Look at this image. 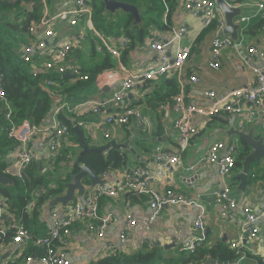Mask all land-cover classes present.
I'll return each instance as SVG.
<instances>
[{
	"label": "crops",
	"instance_id": "crops-1",
	"mask_svg": "<svg viewBox=\"0 0 264 264\" xmlns=\"http://www.w3.org/2000/svg\"><path fill=\"white\" fill-rule=\"evenodd\" d=\"M145 1L139 0L137 4H125L136 6L140 15ZM175 1L176 5L168 20L166 19L167 11L165 9L161 20V28H150L140 42L132 43L128 49L124 50L119 60L110 58L114 63V67L109 72L117 74L118 81L116 84L99 90L94 79L97 74L103 71L100 70L94 76L90 85L74 93L76 96H71L69 93L73 90V86L78 85L79 82L84 83V80H71L70 78V82L61 84L66 88V95L57 93L56 108L61 107L62 111L72 114L73 117L71 119H75L74 114L79 116L77 119L86 124V127H74V132L75 128H79L82 131L84 142L88 147L97 149L108 147L106 150L100 152L106 155L109 149H116L112 145L123 146L120 149H116L123 156L122 165L118 170L106 172L107 175L104 180L106 183H117L120 179L119 174L124 171L138 167L154 168L156 163L153 155L156 151H166L172 154L178 151L177 134L171 127V120L176 118V115L173 113V99L158 105L156 108L149 104V95L152 94L157 83H163V77L158 78V80L155 79L156 81L152 80L154 82L150 84L141 83L137 85L124 99L123 103L112 104L109 106V109L103 110V108L99 113H93L87 108L79 107L84 102L103 103L106 100H110L124 77V70L136 71L151 65L154 61L152 58L154 52L149 46L151 41L157 39L161 42H168L175 30L180 27L187 28L185 37L181 38L178 44L173 43L166 50L172 54L179 46L190 47V57L184 65V71L186 74L195 75L198 78V82L194 85L186 84L184 93L186 100L196 105L205 106L208 104L205 93L209 91H214L217 96L221 97L233 89H254L255 76L253 69H264V58H259L258 55L250 56L248 53L251 47L258 51H264V0L231 1L234 8L240 10V15L234 18V23L241 24V27L237 33L236 41L232 40L229 35L224 34L223 29V36L229 37L232 44L221 50L219 69H212L208 66L211 41L214 37L213 30L201 37L204 29H206L202 25V22L183 11V0ZM259 4H263L262 9L258 7ZM65 8V0H45V7L42 6V14H45L46 18L51 19ZM104 11L105 13L103 14L107 15L105 17L106 24L112 23L121 14H128L131 16V28H137L140 31L145 25L142 18L136 25L133 24V16L121 10H117L114 14L106 11L105 8ZM221 17L223 18V14H221ZM242 19L245 20L242 21ZM91 22L93 27L106 35L107 38L117 39L119 37H127L125 34L107 35L98 28L100 23L98 21L95 22L93 17ZM225 24L224 19L223 28H225ZM54 27L59 32V39L68 38L71 33H79L85 36V39L79 43V46L74 48L69 54L67 62L79 66L80 69L86 68L83 64H88L92 59L90 58L88 46L95 52L94 38L86 25L81 24L79 28L70 31L66 28L64 22L57 19ZM103 56L105 54H99V58ZM86 58L89 59L81 65L80 62ZM56 86L58 87L57 83ZM123 105L138 109L150 121L151 128L144 130L141 127H137L134 124V120L120 128L105 125V115L121 110ZM160 106L166 107L170 116L169 120L161 117V113L159 112ZM71 108H73L72 112L70 111ZM245 109L247 112L253 110L254 115L251 119H249ZM243 110L242 113L236 115L222 113L213 116L210 120L197 119L194 125L200 126L199 133L191 138L188 147L181 154L180 163L172 168L168 167L163 171L161 178L149 182V188L156 193H162L170 189L188 199L199 198V203L204 207V222L206 225V241L203 246L223 245L234 250L236 254L237 251H242L244 254L234 262L206 261L215 262V264H264V216L257 221V228L259 229L258 237L254 241L247 239L245 243L238 245L241 235H246L244 234V215L241 210L236 208L231 211V218L226 219L222 217V207L217 203L215 198V194L224 185H228L231 190L230 197L236 203L246 206L255 212H259L264 207V167L260 169L256 163H252L244 189L239 188L240 180L237 178V175L241 173L242 162L250 149L236 134L237 132H242L246 136L250 134L253 140L264 138V106L257 109L252 104L245 103ZM106 130L110 133L109 138L103 137V133ZM77 139L76 132L75 136L68 134L61 139L59 154L62 152L69 154L66 156V159L69 161L64 163H52L50 161L47 152L48 142L45 136H36L27 144V150L33 155L34 161L38 164L39 176L50 174L49 181H53L51 183L52 187L59 182H64L69 176L70 178L66 183L72 181L71 177L74 175L71 172L72 165L75 161L77 163V158L82 152V147ZM217 140L230 142L235 146L233 158L235 163H237L230 174L226 178H221L217 166L213 164L208 166L198 165L195 170H189L188 166L203 159L208 153L209 146ZM13 154L14 145L2 160L6 163L7 168L5 170H7V175L10 176V178H6L10 180L15 178L16 172ZM40 165L42 166L41 168ZM101 176L98 177L101 179ZM83 179L81 182L87 193L90 189L88 187L92 186L90 182L84 184ZM12 186L7 185L4 187L10 188ZM64 193L65 189L61 195ZM129 194L131 193H121L117 198L104 197L100 200L99 212L104 216L109 214L113 219V223L109 224L103 239L97 240L90 237L85 232L83 223L74 224L62 234V248L67 253H70L71 264H90L104 257L106 254L105 246L110 243L117 244L118 234L126 227L124 219L125 212L128 210L131 211L137 220V227L134 230L133 236L123 248L136 250L142 244L147 243L148 245L158 246L165 252L170 251L172 254L178 252L183 241L192 233V224L199 210L195 207H163L156 221L146 228L147 218L151 213L147 205V198L140 196L133 201L130 197H127L131 196ZM77 198L82 199L83 197L75 193L74 200ZM0 203L3 205L2 209L6 215L5 219L1 220L2 226L8 228L11 222L20 220L19 215L8 207L6 210V204L2 198H0ZM33 206L39 210L31 219L29 238L23 244L9 243L8 245H3L0 248V264H26V260L29 258H31L29 264H39L37 256L32 254L24 259L23 254L26 250L37 248L33 244V240L48 233L51 223V211L53 208L59 207V205L50 208L47 202L38 207L36 201H33ZM231 244H236L237 246L232 248ZM172 245L174 247L171 248ZM165 246L167 247L165 248Z\"/></svg>",
	"mask_w": 264,
	"mask_h": 264
},
{
	"label": "built area",
	"instance_id": "built-area-1",
	"mask_svg": "<svg viewBox=\"0 0 264 264\" xmlns=\"http://www.w3.org/2000/svg\"><path fill=\"white\" fill-rule=\"evenodd\" d=\"M41 5L45 7V0H39ZM230 8H234L231 1L223 0ZM217 0H183V11L190 14L194 18L200 20L204 28L214 24V37L211 41L210 61L208 66L212 69L220 68V53L225 47L232 44L229 37L223 36L224 17H221V11L217 6ZM66 8L59 12L57 16L49 19L42 14L38 22L33 23L28 29V43L21 46V59L26 63L32 64L34 75L43 74L50 70L56 75L63 77L67 72L71 75V79L86 80L87 76L80 74V67L67 62L69 54L79 43L85 39L83 34L71 33L68 38L59 39V32L55 29L54 24L57 19L65 23L66 28L70 31L77 29L81 24H85L94 38V50L96 53L105 54L112 58L120 59L124 50L130 46L127 37L107 38L106 35L96 30L91 22L93 17V0H65ZM260 9L263 4H259ZM167 11V9H166ZM245 19H242V21ZM54 22V23H53ZM187 33L186 27H180L173 32L172 38L168 42H161L157 39L150 42L149 46L154 52L153 62L148 67L140 68L136 71L124 70V77L119 87L115 89L110 100L103 103L84 102L79 107H84L93 113H99L109 109L112 104L123 103L128 94L134 88L146 81H152L158 78H173L177 85V94L173 102V113L176 115L171 120V127L177 134V148L175 154L166 151H156L153 155L156 166L154 168L138 167L119 174L117 183L110 184L104 182L102 185H95L90 188L81 198L73 200L65 207L59 205L51 211V223L48 233L33 240V244L41 249L42 254L37 257L39 264H71L70 253L62 248V234L70 229L76 223H83L85 232L92 238L101 240L104 238L109 224L113 223L111 215H102L99 212V202L104 197L117 198L121 193H132L136 196H145L147 205L151 213L147 218L146 228L156 221L161 209L164 206H180L185 208L195 207L199 210L192 224V233L183 241L179 248L180 252L193 254L198 248L203 246L206 241V225L204 222V207L199 203V198L188 199L183 195L176 193L170 189L156 193L149 188V182L159 179L163 175V171L168 167L176 166L180 163L181 154L188 147L191 138L199 133L200 126H195L197 119L210 120L218 114L236 115L242 113L245 103L252 104L254 108L264 106V69H253L255 76V88H238L227 92L223 96H217L214 91L205 93L208 104L205 106L196 105L186 100L184 88L186 84L194 85L198 82V78L193 74H186L184 65L190 57V47L179 46L169 53L166 49L173 43L178 44L181 38ZM250 56L258 55L264 58V51H258L255 48H249ZM36 62V64H34ZM123 69V68H122ZM69 70V71H67ZM111 70H103L96 75L94 82L99 90L109 88L117 83V74L109 72ZM54 82L56 86V81ZM53 82H47L53 84ZM46 84V85H48ZM3 91L0 88V100H4ZM6 120L10 122L7 131L8 138L14 142V166L16 168L15 177L22 178V171L34 160L33 155L27 150V144L36 136L42 135L47 138L48 158L51 162L59 156V145L62 138L69 134L68 128L57 120V114L62 110L61 107L55 108L54 113L47 118L45 122L40 124H30L23 122L16 125L11 121V110L7 107ZM73 108L70 109L72 112ZM159 112L161 117L169 120L170 116L166 107L160 106ZM246 114L249 119L254 115L253 110ZM134 120V124L142 129H150L151 123L142 113L131 106L123 105L121 110L112 114L105 115L104 124L110 127H122L128 125ZM73 127H86L81 121L71 119ZM204 124V123H203ZM104 138H109L110 133L106 130L103 133ZM235 146L226 141L217 140L209 146L207 155L197 163L188 166L189 170H195L198 165L208 166L216 165L221 178H226L235 167L233 155ZM107 173H103L102 180H105ZM230 187L224 185L222 189L215 194L217 203L222 207V217L231 218V211L239 209L244 215V234L241 235L239 244L242 245L246 240L254 241L259 234L257 221L264 216V207L255 212L250 208L236 203L230 197ZM44 192V190H40ZM86 193V194H85ZM3 205L0 203V217ZM26 209L32 208V203H27ZM126 227L118 234L117 244H107L105 253H112L116 248H123L127 241L133 236L137 227V220L131 211L125 212ZM12 230L14 233L11 244H23L30 233L19 221L10 223L8 228L2 226L0 218V238L6 236V231ZM150 246H154L149 244ZM236 244H231L235 248ZM31 262V258L26 260V264Z\"/></svg>",
	"mask_w": 264,
	"mask_h": 264
},
{
	"label": "trees",
	"instance_id": "trees-1",
	"mask_svg": "<svg viewBox=\"0 0 264 264\" xmlns=\"http://www.w3.org/2000/svg\"><path fill=\"white\" fill-rule=\"evenodd\" d=\"M112 1L137 4L139 0ZM175 5V0H146L140 11L141 18L145 22L143 29L140 31L137 28L130 27L131 16L128 14H121L112 23L106 24L105 17L107 15L103 14L105 11L101 0H93V19L95 22L100 23L98 28L107 35L125 34L131 46L132 43L140 42L150 28H161V20L165 9L168 7L166 15L168 20ZM41 16L42 5L39 0H0V88L4 94V100H0V175L3 177L10 178L6 173L7 170H5L7 165L2 160L9 149L15 145L7 135L10 122L6 120V108L8 107L11 110V121L18 126L23 122L30 124L45 122L55 111L57 93L66 95V88L61 84L75 80L74 78L70 80V78L60 77V75L51 72L53 70L33 75L30 65L20 58L22 44L28 43V29L33 23L38 22ZM213 28L214 24H211L204 29L201 37L212 31ZM110 58L108 55L98 57L96 60L92 58L89 67L80 69V74L87 76V79L83 81L84 83L79 82L78 85L73 86V90L69 94L76 96L74 93L90 85V82L100 70L113 69L114 63ZM51 80H55L58 87ZM154 81L144 83L150 84ZM47 82H53V84ZM176 94L177 85L174 79L163 77V83H157L152 94L149 95V104L156 108L171 99L174 102ZM74 116L78 120L77 117L79 116L75 114ZM72 117V114L62 110L57 114V120L68 128L69 134L75 136L71 122ZM67 155H69L67 152L60 153V156L52 163L69 161L66 159ZM122 162L123 156L116 149H109L106 155L98 151L84 152L81 155L80 162L76 163L75 161L73 163L71 172L72 174L78 173L80 166L84 165L90 168L96 176H101L109 170H118ZM39 174L38 164L32 160L22 171L21 179L17 177L12 179L14 182L12 187L7 188L0 185V198L5 201L6 210L9 208L18 214L20 221L29 233L31 232V219L39 209L33 206L28 210L25 208L26 204L36 201V205L41 207L45 203H49L51 198L61 195L65 189L66 181L70 178L69 176L64 182H59L52 187L51 183L53 181H49L50 174L43 176H39ZM89 182L88 177L83 179L84 184ZM41 189L44 190L43 193L40 192ZM129 195L131 196L127 197H130L133 201L139 197L132 193ZM13 236V231L7 230L6 236L0 238V248L11 243ZM32 254L38 257L42 254V251L39 248L26 250L23 258L26 259ZM241 255H244L242 251H237L236 254L234 250L223 245L208 247L204 245L193 254H187L179 250L172 254L170 251L165 252L158 246H150L145 243L136 250L116 248L112 253H107L104 257L90 264H204L207 260L228 263L234 262Z\"/></svg>",
	"mask_w": 264,
	"mask_h": 264
},
{
	"label": "water",
	"instance_id": "water-1",
	"mask_svg": "<svg viewBox=\"0 0 264 264\" xmlns=\"http://www.w3.org/2000/svg\"><path fill=\"white\" fill-rule=\"evenodd\" d=\"M104 4V8L106 11L114 14L117 10H121L124 13H129L133 16V24L136 25L141 19L138 8L134 5L125 4L119 1H112V0H101ZM217 6L219 7L221 13L223 14V17L225 19V28H224V34L229 35L232 40L236 41L238 36V31L240 29L241 24L234 23V18L240 15V10L238 8H230L226 5V3L223 0H217ZM72 76L68 73L63 76V78H71ZM75 132L78 136V142L80 146L82 147V152L79 154L77 158V163L80 162V158L82 153L84 152H90V151H99L102 152L106 150L108 147L97 149V148H90L86 145L84 142L82 131L79 128H75ZM241 140L248 146L250 149L248 154L244 157V160L242 162V171L237 175V178L240 180L239 188L244 189V186L247 183V176L250 171V165L252 163H256L260 169L264 167V138H259L258 140H253L252 136L249 135H243L242 132L236 133ZM112 147L116 149H120L123 146H116L112 145ZM42 166L40 165V168ZM264 174V172H263ZM84 177H88L90 179L91 186L95 185H102L104 184V180L100 179L98 176L94 174L90 170V168L82 165L80 166V170L78 173L72 175L71 182L65 184V193L61 196L54 197L52 200L49 201L48 205L50 208L61 205L62 207H65L68 203H71L74 200L75 193H78L79 196H82L84 194V186L82 184V179ZM13 181L3 177L0 175V185L1 186H7V185H13ZM166 207V206H164ZM5 213L4 210H1V220L5 219ZM167 246H165L166 248ZM174 247V245L171 246V248ZM205 264H215V262H206ZM219 264V263H217Z\"/></svg>",
	"mask_w": 264,
	"mask_h": 264
},
{
	"label": "rangeland",
	"instance_id": "rangeland-1",
	"mask_svg": "<svg viewBox=\"0 0 264 264\" xmlns=\"http://www.w3.org/2000/svg\"><path fill=\"white\" fill-rule=\"evenodd\" d=\"M48 5H50V4H48ZM108 23H110V21H108ZM87 40H89V39L87 38ZM88 48H89V50H90V56H91L90 58H93V59L96 60V59L99 57V53H95V52H93L90 46H88ZM20 58H21V48H20ZM88 59H89V58H86L85 60H82V61L80 62L81 65H82L86 60H88ZM91 62H92V61H90L88 64L86 63V64H83V65L86 66V67H89ZM28 64L30 65V67H31V72H32V74L34 75L33 70H32V64H31V63H28ZM34 64H36V62H34Z\"/></svg>",
	"mask_w": 264,
	"mask_h": 264
}]
</instances>
